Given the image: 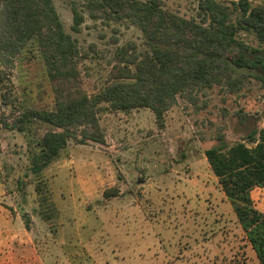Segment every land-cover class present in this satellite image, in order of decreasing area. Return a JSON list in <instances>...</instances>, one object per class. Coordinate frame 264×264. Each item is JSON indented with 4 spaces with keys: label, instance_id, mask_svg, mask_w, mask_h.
<instances>
[{
    "label": "rangeland",
    "instance_id": "374dc122",
    "mask_svg": "<svg viewBox=\"0 0 264 264\" xmlns=\"http://www.w3.org/2000/svg\"><path fill=\"white\" fill-rule=\"evenodd\" d=\"M86 1L53 3L83 54L78 65L83 89L95 94L119 61L117 50L126 47L131 53L130 43L142 50L144 40L127 20L91 18ZM161 1L180 16H198L199 0ZM74 8L84 17L78 32L72 30ZM239 35L247 45L264 49L255 32L240 29ZM26 56L0 54L5 72L0 82V205L26 203L34 215L41 199L36 186L39 181L45 185L47 202L41 205L50 209L54 202L58 213L48 230L57 242L42 248L45 255L55 256L57 264L86 263L89 255L96 259L93 264H260L205 150L221 142L253 145L252 132L260 137L261 80L245 69L233 72L211 88L179 96L162 124L149 107L124 111L102 103L98 116L104 143L70 139L61 156L36 176L31 170L35 140L61 129L26 119L30 109L55 108L43 61ZM106 189L118 194L106 198ZM39 214V225H45Z\"/></svg>",
    "mask_w": 264,
    "mask_h": 264
},
{
    "label": "trees",
    "instance_id": "16d2710c",
    "mask_svg": "<svg viewBox=\"0 0 264 264\" xmlns=\"http://www.w3.org/2000/svg\"><path fill=\"white\" fill-rule=\"evenodd\" d=\"M86 7L91 18L129 21L144 40L142 50L135 43L129 44L131 53L126 47L117 50L119 61L95 94L83 89L78 67L83 54L75 37L66 31L53 0H0V54L38 56L53 84L55 108L30 109L25 115L61 129L47 131L35 140L31 170L36 176L61 156L70 139L81 144L89 140L104 143L98 116L102 103L124 111L149 107L162 124L179 96L211 88L233 72L245 69L264 83V49L247 45L239 35L240 29L253 31L264 43V3L199 0L195 18L164 9L161 0H87ZM83 20L74 8L72 30L80 31ZM3 73L0 70V82ZM255 134H249L253 145L241 141L227 147L221 142L206 149L205 155L264 264V211L253 197L256 188H264V130L258 139ZM36 191L41 195L42 218L55 219V203L48 204L50 209L41 205L47 202L45 185L39 181ZM117 194L104 191L106 198Z\"/></svg>",
    "mask_w": 264,
    "mask_h": 264
},
{
    "label": "crops",
    "instance_id": "0c3cea01",
    "mask_svg": "<svg viewBox=\"0 0 264 264\" xmlns=\"http://www.w3.org/2000/svg\"><path fill=\"white\" fill-rule=\"evenodd\" d=\"M263 193L264 188H256L253 197L257 206L264 211ZM28 208L26 203H17L12 208L0 205V264H57L59 260L55 256L43 253V249L49 250L57 242L54 233L48 231L51 223L43 219L37 210L36 213L47 222L39 225L37 214L31 215L32 211ZM89 257L91 260L86 263L74 260L71 264L95 263L96 259L92 255Z\"/></svg>",
    "mask_w": 264,
    "mask_h": 264
}]
</instances>
